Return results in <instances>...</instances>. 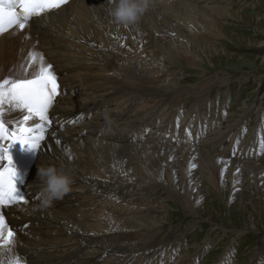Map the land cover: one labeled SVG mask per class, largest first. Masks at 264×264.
Wrapping results in <instances>:
<instances>
[{"label": "bare ground", "instance_id": "1", "mask_svg": "<svg viewBox=\"0 0 264 264\" xmlns=\"http://www.w3.org/2000/svg\"><path fill=\"white\" fill-rule=\"evenodd\" d=\"M242 1L152 0L136 24L123 25L110 16V0H69L33 17L23 30L14 25L0 33V82L34 78L42 55L59 85L53 125H45L41 147L32 151V198L4 212L15 233V244L8 247L21 264H202L205 251L223 239L224 250L212 264H237L232 255L249 225L227 229L213 221L208 205L214 199L244 210L248 202L256 208L259 198L260 213L264 161L228 154L237 149L235 135L224 144L233 124L225 120L213 130L215 116L219 122L226 105L203 119L208 123L200 127L212 128L198 142L169 143L163 129L166 121L174 129L183 116L190 124L195 114L216 107L209 98L214 87L264 84V73L234 75L217 69L209 74L204 66L215 55H232L221 39L228 37L230 20L246 21ZM255 19L264 22V12ZM259 42L264 60V38ZM192 74L199 80L190 82ZM189 97L195 102L189 103ZM249 101L239 107L240 116L256 99ZM25 115L5 106L10 131L12 122ZM39 123L33 117L25 126ZM252 127L255 140L249 136L247 142L259 147L264 129L258 135ZM42 164H55L73 177L71 190L47 207L39 198ZM177 210L183 216L173 219ZM255 219L251 215L257 241L246 264L263 262L264 229H258ZM203 223L209 228L190 254L185 246L189 240L193 247L189 237ZM6 249L0 247V258Z\"/></svg>", "mask_w": 264, "mask_h": 264}, {"label": "rangeland", "instance_id": "2", "mask_svg": "<svg viewBox=\"0 0 264 264\" xmlns=\"http://www.w3.org/2000/svg\"><path fill=\"white\" fill-rule=\"evenodd\" d=\"M254 1L255 0L242 1V2H245V4L243 3V5H246L245 8L243 9V12L245 13L246 21L234 19V20H230L229 23L226 24L225 35L228 37H223L221 39V42L224 44L226 49L232 53V55L231 56L215 55L212 61L204 62L205 69L207 70V72H209V74L211 71L214 72L217 69H221V70L225 69L234 75H236L237 73L240 74L244 71L255 72V75L264 73V60L262 58V53H259L260 47L256 46L261 43L259 42V39L264 38V35H263L264 34V29H263L264 22L262 20L258 21L255 19L258 13L264 12V0L258 1L257 4L253 6L251 3ZM245 22L250 23L252 26L246 25ZM255 25L257 26V28H255L256 27ZM227 33H229V35H227ZM14 73H15V70L11 72V74H14ZM198 76L199 75L192 74L188 78V80L190 82L197 81L199 80ZM218 90L221 91L222 94H226V93L229 94V99L231 101V106H230L231 113L229 117H227V119H229V122L231 124H234L241 117L240 115H242V112L239 110V107L244 105L243 101L245 100L249 101L250 99H256L255 106L263 102V100L261 99V94L262 92H264V84L257 86V84L253 82H247L245 85H241V84L238 85L237 82L236 83L234 82L231 85L228 84L227 87L225 86L214 87L213 89H211V93H210L211 99L215 98V96L218 94ZM227 97L228 96H226L225 101H224V105H226V107L229 105V100ZM220 98L223 99L224 96ZM189 99L194 102L195 97H191V98L189 97ZM246 115L248 118L247 119L244 118L243 122H246L251 118L252 112L250 116H249V113H245L243 117H245ZM214 150L221 152V150H218L217 148H214ZM261 160L264 161V158H262ZM248 194L249 193L245 192L246 201H249L250 199V194L249 195ZM255 206L256 208L253 206L252 203L248 202L249 208H246L244 210L243 208H236V207L230 208L226 202L219 204L214 199L208 205V212L212 213L213 221L218 222L221 225H224L225 227H227V229L236 230V229L243 228V226L249 225L247 236H245L244 237L245 239L241 241L237 240L238 249L237 248L234 249V252L232 255L234 260L237 261V264H246L247 262L251 261V258L253 256V253L251 254L247 253L257 241V237L255 233L253 232V229L251 226L252 225L251 215L255 216L256 218L255 223L258 229H264V208H262L260 213L257 210L259 209V207H261V200L259 198H256ZM177 216L180 218L183 216L179 210L175 211L174 214H172L173 219H176ZM176 221H178V223H183L180 220H176ZM209 225L210 224L208 223H203L202 229L197 228V230L193 232L190 237L188 236L191 239L190 242L194 243L192 244L193 247L191 245L187 246V249L189 250L188 252L190 254L194 253L193 250H196L200 242L203 240L204 234L207 232ZM217 238L219 239L218 236ZM220 243L221 244H217L213 246V248L212 246L209 247L205 251V253L201 256L203 257L201 258L202 264H212L219 257V255L221 254L220 252H222V249L224 250L223 246L226 243V239L221 240ZM187 244H189V240ZM185 249H186V246H185ZM262 254H261L262 255L261 261L264 262V249H263ZM263 262L262 264H264ZM234 264H236V262H234Z\"/></svg>", "mask_w": 264, "mask_h": 264}, {"label": "snow or ice", "instance_id": "3", "mask_svg": "<svg viewBox=\"0 0 264 264\" xmlns=\"http://www.w3.org/2000/svg\"><path fill=\"white\" fill-rule=\"evenodd\" d=\"M66 3L68 0H0V33L14 25L23 30L33 17H39L51 9H58ZM31 59L36 60L35 53L31 54ZM58 88L52 66L45 67L42 55L39 72L34 78L5 79L0 82V160L4 159L6 154L8 160V165L0 169V247L11 250L8 246L15 244V233L8 227L4 210L13 205L27 203L25 193L17 188L18 173L8 149L16 141L28 145L33 151L40 149V142L44 140L45 125L51 123L48 110L58 95ZM5 106L8 111L16 109L27 113L23 121L12 122L11 131L4 120ZM33 117L38 118L41 123L35 127H26L25 122ZM2 141L11 143L4 147ZM11 264H21L20 258L15 257Z\"/></svg>", "mask_w": 264, "mask_h": 264}, {"label": "clouds", "instance_id": "4", "mask_svg": "<svg viewBox=\"0 0 264 264\" xmlns=\"http://www.w3.org/2000/svg\"><path fill=\"white\" fill-rule=\"evenodd\" d=\"M110 16L123 25L136 24L151 6L152 0H110ZM43 187L39 193L41 206H50L54 201L61 200L71 190L73 177L55 164H42L38 172ZM15 258L11 250L6 249L0 264H11Z\"/></svg>", "mask_w": 264, "mask_h": 264}]
</instances>
